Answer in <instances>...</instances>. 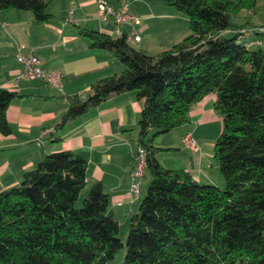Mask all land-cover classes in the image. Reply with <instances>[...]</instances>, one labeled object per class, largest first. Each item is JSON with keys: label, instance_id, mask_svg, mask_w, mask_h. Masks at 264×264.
<instances>
[{"label": "trees", "instance_id": "trees-1", "mask_svg": "<svg viewBox=\"0 0 264 264\" xmlns=\"http://www.w3.org/2000/svg\"><path fill=\"white\" fill-rule=\"evenodd\" d=\"M161 1L184 12L189 34L156 55L131 47L125 32L80 30L124 68L94 81L85 95L71 96L56 126L113 93L131 90L142 99L138 145L146 151L150 180L129 218L117 264H264V44L242 38L245 25L227 32L235 27L232 14L256 0ZM50 2L0 0V10H29L41 24L53 18ZM210 92L221 117L213 158L222 185L163 167L153 143L186 122L191 105ZM15 95L0 87L3 134L10 132L6 108ZM86 167L74 151H53L0 191V264H111L123 246L119 223L100 182L83 193Z\"/></svg>", "mask_w": 264, "mask_h": 264}, {"label": "crops", "instance_id": "crops-1", "mask_svg": "<svg viewBox=\"0 0 264 264\" xmlns=\"http://www.w3.org/2000/svg\"><path fill=\"white\" fill-rule=\"evenodd\" d=\"M98 0H51V21L38 24L29 10H0V87L15 91L6 108L8 134L0 132V191L17 185L23 173L47 153L71 150L86 159V191L100 182L110 200V211L121 223L130 216L146 192L149 178L146 171L137 194L130 192L133 154L138 145V119L142 99L134 91L113 93L98 105L56 126L73 95H85L90 85L105 76L119 73L123 63L110 50L90 45L81 29H93L117 36V30L128 32L129 25L118 27L111 20L97 17ZM118 6L121 1L137 17L138 41L129 45L144 53L156 55L170 48L189 34L184 12L161 0H107ZM264 0H256L250 9L232 14L235 24L249 30L250 39L264 44L258 31L264 23L257 12ZM72 11L74 22L64 23ZM249 18V19H248ZM254 20V21H253ZM19 44L31 48L40 66L61 74L62 90L40 80L16 79L22 64L16 60ZM253 48H255L253 46ZM215 93L210 92L191 105L187 121L155 136V156L166 168L183 169L202 183L223 184L213 158V146L221 131V117L214 109ZM190 132L196 142L191 149L181 142ZM153 133L151 129L149 136Z\"/></svg>", "mask_w": 264, "mask_h": 264}, {"label": "built area", "instance_id": "built-area-1", "mask_svg": "<svg viewBox=\"0 0 264 264\" xmlns=\"http://www.w3.org/2000/svg\"><path fill=\"white\" fill-rule=\"evenodd\" d=\"M97 17L100 20H111L118 27L121 25H129L130 30L125 32L126 42H134L140 39L139 33L135 27L138 22L137 17L131 14L128 10V4L125 1H121L118 6L111 5L107 0L97 1ZM64 23L74 22L72 17V11L63 20ZM249 30L247 27H242L240 29V35L242 38L249 36ZM264 30V27H261ZM123 32L118 29L117 36L121 35ZM23 44H19L17 47V52L15 54L16 60L22 64V71L16 78L24 80H40L47 83L50 87L62 90L61 74L58 71H47L41 68L38 57L33 53L31 48L26 50ZM181 142L184 146L191 149L196 148V142L192 137L190 132H186L182 138ZM146 169V151L138 146L133 154V164L131 170V187L130 192L132 194L138 193L139 182L142 179Z\"/></svg>", "mask_w": 264, "mask_h": 264}, {"label": "rangeland", "instance_id": "rangeland-1", "mask_svg": "<svg viewBox=\"0 0 264 264\" xmlns=\"http://www.w3.org/2000/svg\"><path fill=\"white\" fill-rule=\"evenodd\" d=\"M257 16H258V18H260L259 21L261 23H264V7H261V9L257 12ZM215 164H217V163H215ZM145 176H146V178L150 177L149 173H146ZM84 192L85 191H83V193ZM127 232H128V223H126V224L121 223V225L119 227V235L118 236L121 239L123 246L115 253L113 259H111V261H110L111 264H117V263L122 261L124 255H125V239H126Z\"/></svg>", "mask_w": 264, "mask_h": 264}]
</instances>
